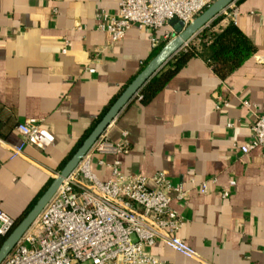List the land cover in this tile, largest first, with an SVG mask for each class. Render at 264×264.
<instances>
[{
  "label": "crops",
  "instance_id": "1",
  "mask_svg": "<svg viewBox=\"0 0 264 264\" xmlns=\"http://www.w3.org/2000/svg\"><path fill=\"white\" fill-rule=\"evenodd\" d=\"M118 8V0H0V208L15 219L154 56L165 29L133 26L118 42L98 29L97 14ZM219 17L220 28L232 22L249 39L252 56L225 79L206 57L190 58L152 100L134 99L106 129L112 141L125 136L129 151L92 158L101 180L119 161L124 173L164 171L187 190L172 206L196 256L158 242L151 250L164 264H264V160L260 149L241 150L264 105V0H238ZM30 118L54 136L48 149L18 133Z\"/></svg>",
  "mask_w": 264,
  "mask_h": 264
},
{
  "label": "built area",
  "instance_id": "2",
  "mask_svg": "<svg viewBox=\"0 0 264 264\" xmlns=\"http://www.w3.org/2000/svg\"><path fill=\"white\" fill-rule=\"evenodd\" d=\"M214 1L118 0L116 12L97 14L98 29L107 33L111 42L121 41L133 26L165 29L153 39V47L158 48L175 36L174 21L186 27ZM235 16L236 11L231 13ZM243 105L251 106L246 100ZM250 128L252 137L241 150L260 149L264 160V105ZM17 131L24 143L39 150L54 144V136L35 118L21 122ZM22 149L23 145L14 148L13 156ZM128 151L125 136L112 141L104 133L2 264H164L151 250L158 242L195 257L179 236L185 220L172 206L174 200L188 196L182 185H174L164 171L151 176L124 173L119 161L109 165L112 177L108 180L92 171L94 155ZM207 184H201L203 191ZM229 195V191L223 193ZM15 223V218L0 208V245Z\"/></svg>",
  "mask_w": 264,
  "mask_h": 264
},
{
  "label": "water",
  "instance_id": "3",
  "mask_svg": "<svg viewBox=\"0 0 264 264\" xmlns=\"http://www.w3.org/2000/svg\"><path fill=\"white\" fill-rule=\"evenodd\" d=\"M237 1L238 0H215L186 27H184L182 22H173L175 36L162 45L156 55L116 98L110 108L95 124L91 132H89L86 138L76 148L37 203L20 221H18L11 232L6 236L5 240L0 245V264H2L15 249L25 233L57 193L65 179H67L78 167L80 162L93 148L97 140L105 133L110 124L120 115L128 104L138 97L144 85L155 76L171 58L185 49L200 32L227 10L230 5Z\"/></svg>",
  "mask_w": 264,
  "mask_h": 264
},
{
  "label": "trees",
  "instance_id": "4",
  "mask_svg": "<svg viewBox=\"0 0 264 264\" xmlns=\"http://www.w3.org/2000/svg\"><path fill=\"white\" fill-rule=\"evenodd\" d=\"M222 19V17H218L211 22L185 49L171 58L167 64L144 85L137 100L142 103H147L152 100L187 61L195 56L206 57L213 71L222 79H225L242 66L253 54L251 43L232 22L225 28H220L219 24ZM162 45L156 49L154 56ZM166 67L168 68L164 70ZM25 215L26 214L16 219L15 225Z\"/></svg>",
  "mask_w": 264,
  "mask_h": 264
}]
</instances>
